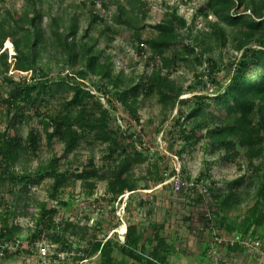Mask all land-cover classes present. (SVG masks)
Returning a JSON list of instances; mask_svg holds the SVG:
<instances>
[{"label": "trees", "instance_id": "16d2710c", "mask_svg": "<svg viewBox=\"0 0 264 264\" xmlns=\"http://www.w3.org/2000/svg\"><path fill=\"white\" fill-rule=\"evenodd\" d=\"M98 1L101 0L81 2V7L88 8L90 18L83 34L80 33L77 12L70 13L67 26L62 17L48 12L49 22L45 24L46 15L38 8L36 0H26L20 16L11 12L7 13L8 16L0 14V123H5L0 130V182H10V191L15 196V202L11 204L0 196V239L22 241L18 250L0 257L1 264H7L10 257H18L21 253L30 255L27 243L39 240L56 247L51 257L40 259L43 264H53L54 261L68 264L69 257L72 264H89L94 258H97L96 264H171L172 253L181 247L175 238H170L165 232L167 226L164 221H150L148 226L129 223L125 240H121L118 236H107L106 232L101 235L100 223H90L93 213L83 210L75 216L66 217L60 214L59 209L70 206L61 194L65 187L73 186L78 180L87 189L88 196L94 195L99 182H106L104 194L98 197L99 200L97 198L99 211L105 202L113 208L116 202L120 205L122 196L135 191L139 181L149 180L155 185L165 181L166 170L160 157L152 156L149 148H143L142 142H139L140 145L137 143L135 136L138 134L122 130L123 125L116 117V104L119 103L139 124V97H151L155 92H158L162 102L163 121H167L169 110L194 102L188 113L181 111L175 120L177 133L170 132L172 140L179 143L177 154L180 159L190 146L200 141L203 131L211 146V154L224 151L225 160H234L243 150L247 171L229 181L225 190L213 195L224 214L214 212L207 222L211 225L212 219L216 218L215 225L229 235L262 243L264 0H204L199 14L206 19L210 31L195 35L192 34L193 25L178 13L175 6L173 12L166 13L153 26L156 29L154 37L131 36L140 58L150 50L153 60L151 75L142 76L144 81L138 82L123 70H115L114 56L106 49L110 44L100 47V37L92 33L93 23L106 22L96 9ZM189 1L184 0L183 3ZM114 2L116 10L103 30L108 40L109 35L121 33L126 28L135 32L146 29L147 2ZM102 6L106 7L104 1ZM247 9L251 12L247 13ZM211 15L216 20H210ZM210 37L214 38L218 48L225 46L231 37L235 40L238 60L225 77L226 85L221 84L219 61L214 57L213 46L206 43ZM7 41L12 43V55L9 54V47H4ZM202 45L204 47L199 52L197 48ZM51 57L57 67L55 74L52 73ZM191 57L199 65L207 64L205 76H201L197 83L203 91L208 90L210 85H219L214 96L205 93L196 94L191 100L180 98L186 90L169 77L170 70L177 69L181 62H190ZM164 69L168 71L165 75ZM12 70L20 76L9 73ZM197 87L193 85L189 90H196ZM53 101L57 103L56 107L43 113L42 108ZM35 117L39 119L40 128L31 124ZM24 123L29 127L26 136L21 131ZM43 136L51 149L55 139L62 142V155L52 153L33 172L24 169L23 173H17L15 167L21 157L27 156V160L31 155L37 157ZM84 141L105 145L106 162L90 160L87 164L75 167L71 164L62 170L63 157L74 152ZM146 162L147 168L136 177L135 166ZM213 163L194 178L180 171L186 180L200 186L180 194L191 197L197 194V200L201 201L210 192L213 193L215 181L209 187L206 184L211 177ZM46 178L53 180L49 195L56 205L48 207L43 203L38 207L37 214L24 211L35 222L33 226L24 228L15 221L21 213L19 202L22 193H29L31 183H41ZM243 193L246 199L241 197ZM244 203L250 204L240 210ZM149 204L145 198L138 202L141 211L149 208ZM231 212L236 213L231 217L228 215ZM146 214L151 216L153 209H148ZM213 233L211 231L210 238L203 243L195 264L214 262L224 249L239 253L249 251L247 246L238 242H218L222 235ZM77 241L79 247L76 248ZM62 253L66 254L63 260Z\"/></svg>", "mask_w": 264, "mask_h": 264}, {"label": "rangeland", "instance_id": "374dc122", "mask_svg": "<svg viewBox=\"0 0 264 264\" xmlns=\"http://www.w3.org/2000/svg\"><path fill=\"white\" fill-rule=\"evenodd\" d=\"M38 8L50 15H56L62 17L65 25L69 24L70 13L77 12L79 14L80 33H84L89 25L88 8L81 7L83 0H36ZM103 1L106 3V7L102 6ZM147 2L148 18L145 21L146 29L141 32L131 31L126 28L121 33H115L107 35L103 33L106 24L111 22V16L116 10L114 0H101L98 1L96 9L106 18V22H97L92 24V33L95 36H99L101 39L100 47H106L107 52L113 54L115 70L119 72L123 70L126 75L133 76L135 82L144 81V77L151 75L153 71V60L151 59V52L143 57L137 54L136 48L131 42V36H141L142 38L154 37L156 35V29L153 27L160 19L168 12H173L175 6L178 8V13L186 18L189 24L193 25L192 34H203V32L210 31L208 28L206 19L199 14V8L203 5L204 0H191L188 3H183L184 0H144ZM26 0H0V14L8 16L7 13L11 12L15 16H20L25 8ZM90 4V3H89ZM247 13L251 10L247 9ZM49 14L45 17V24L49 22ZM210 20H216V17L209 16ZM229 31V30H228ZM189 32V31H187ZM201 37V36H200ZM209 37V36H208ZM187 40L185 39L184 42ZM206 43H210L213 46L214 57L218 59V67L220 68L221 84L226 85L227 79L225 77L234 69V62L238 60L234 49L235 40L231 37L227 40L226 45L222 48L215 46L214 38L210 37L206 40ZM137 44V43H136ZM4 47H9V54H13V47L11 41H7ZM204 45L198 47L199 52L203 49ZM173 51V49H172ZM240 57V55H238ZM11 58V57H10ZM61 58V57H60ZM51 59L52 73L55 74L56 66L55 59ZM190 62H181L177 69L170 70L169 77L174 80L179 86L186 90V93L182 95L181 99L191 100L196 94L208 93L211 96L219 90V85L213 84L209 86L208 90L201 89L197 81L201 76H205L206 65L197 64L192 57ZM167 69H164V75L167 74ZM16 77L20 74L16 70L11 72ZM142 76H144L142 78ZM96 78V77H95ZM94 78V79H95ZM193 85L198 86L196 90H189ZM88 86V85H87ZM139 116L141 122L138 124L131 118L130 113L124 106L117 103L116 117L118 122L123 126L122 130H127L128 134H138L136 140L137 143L142 142L143 148H149L152 156L160 157L163 168L166 170L164 178L165 181L159 185H155L149 180H142L136 183V190L130 191L125 194V202L121 205L116 202L114 208L112 205L105 202L102 203V208L99 211V203L97 198L101 197L106 190V182L101 181L97 184V189L92 196L87 195V189L78 180L73 186L65 187L61 197L64 201H69L70 206L59 207L62 215L66 217L75 216L80 211L93 213L91 222H99L102 228V232L107 233V236L119 237L121 240H125V232L129 223L140 224L148 226L150 221H164L166 222L165 232L170 235V238H175L180 245V250L176 253H172L170 260L171 264H195L197 256L201 253L204 247L203 243L207 242L210 238V232H214L217 236L222 235L223 238H231L233 235H229L224 229L218 228L215 225L216 218H213L211 225L208 224L210 215L214 212H218L221 215L224 212L220 209L218 201L213 197L221 190L227 188L229 181L237 178L241 174L247 171V164L245 157L243 156V150L240 151V155H237L234 160H225L226 153L219 151L215 154H211V146L208 145V140L203 135L199 142L190 146L188 150L180 157L177 154V150L180 148L177 141H173L172 133H177V127H174L175 120L179 116L181 111L184 114L194 106V102L190 101L189 104L183 106H176L173 110H169L167 121H163V107L158 92H155L151 97H145L140 95ZM57 103L52 102L51 105L42 108L43 113H47L50 109L56 107ZM33 126L40 128L41 124L38 117H35L31 123ZM5 127V123H0V130ZM27 123L22 124L21 131L24 136L28 133ZM200 134V133H199ZM128 141V138L126 139ZM131 141V139H129ZM126 141V142H127ZM140 145V143H139ZM54 153L58 156L63 153V143L55 139L52 149L46 144V138L43 136L42 145L38 152L37 157L30 156V160H27V156L20 158L19 163L16 165L15 170L17 173H23L24 169L33 172L40 165L45 163L49 156ZM106 147L102 144H89L84 141L81 145L67 157H63L61 161V169L64 170L71 164L75 166L87 164L90 160L95 162L105 163L106 159ZM214 162L211 166V177L206 181L207 186L211 185L212 181H215V188L213 193L206 195L203 200H197V194L194 196H184L182 194H175L172 192L170 178L178 173L180 170L186 176L196 177L205 168ZM147 163L136 165L134 168L136 177L142 175V172L147 168ZM53 180L46 178L41 183H31L28 186L29 193H22L19 202V212H21L16 222L21 224L24 228L27 226H33L34 220L30 215H25L23 212L27 211L29 214H37L38 207L46 203L48 207L56 205L54 199L49 195L50 185ZM12 184L10 182H0V196L9 204L15 202V196L11 193L10 189ZM245 192V191H242ZM243 199H246V194H240ZM130 196V197H129ZM98 198V200H99ZM145 198L149 202V208L141 211L139 209L138 202ZM245 202H248L246 200ZM251 203V202H250ZM248 203V204H250ZM247 203L241 205L240 210L244 209ZM3 207V206H2ZM153 209V214L149 216L146 214L148 209ZM3 209V208H2ZM116 210V211H115ZM115 211V212H114ZM236 212H231L228 215L234 216ZM60 216V215H59ZM59 218V217H58ZM60 220V218H59ZM90 222V223H91ZM76 248L79 247L78 241L76 242ZM245 252H231L229 249H224L220 255L216 256V260L206 264H264V239L262 243L255 245V248L247 246ZM253 247V246H252ZM97 258L89 261V264H96ZM68 264H72V260L69 257ZM1 264V262H0ZM7 264H43L37 254H33L31 257L25 253H21L18 257H10ZM53 264H58L54 261Z\"/></svg>", "mask_w": 264, "mask_h": 264}, {"label": "built area", "instance_id": "2783aa9c", "mask_svg": "<svg viewBox=\"0 0 264 264\" xmlns=\"http://www.w3.org/2000/svg\"><path fill=\"white\" fill-rule=\"evenodd\" d=\"M170 184H171V189L178 194L182 193L183 191L187 192L190 188H193V189L197 188L198 189L200 187L198 185H195V183L189 182L188 180H186L181 175L180 170L178 171V173H175L170 178ZM122 197H123V201H122L121 205L125 202V195ZM90 222H91V220H90ZM92 222H91V224H92ZM222 241L231 242V244L238 242V243L242 244L243 246H251V248H255L254 247L255 245L260 244L259 242H252L250 239L240 240V237L237 235L231 236V238H223L221 236V238L218 239V242H222ZM21 242L22 241H20V240L8 242V241H4V240L0 239V257H4L6 255V253L9 251L15 252L16 250H18L19 244ZM25 243H27V242H25ZM54 248H56V247L50 246L44 240H39L35 243H27V249L31 252L29 257H31L35 253L38 255V257L40 259L49 258L54 253ZM65 255H66L65 253L61 254L62 260L65 258Z\"/></svg>", "mask_w": 264, "mask_h": 264}]
</instances>
